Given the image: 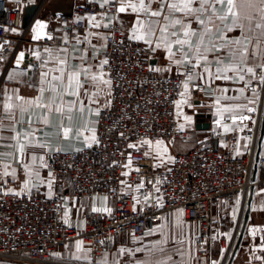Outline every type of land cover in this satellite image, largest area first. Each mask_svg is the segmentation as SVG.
<instances>
[{"label":"built area","instance_id":"2783aa9c","mask_svg":"<svg viewBox=\"0 0 264 264\" xmlns=\"http://www.w3.org/2000/svg\"><path fill=\"white\" fill-rule=\"evenodd\" d=\"M48 1L38 2L32 20L13 48V36L22 28L23 9L0 0V81L13 60L12 48L24 42L30 29H36L41 42L49 44L53 23L62 25L68 38H75L86 29L87 17L117 12L116 0L107 4L74 0L70 15L50 13L40 20L45 27L38 28L33 19L41 16ZM105 38L102 60L109 63L103 72L111 85L108 100L98 109L96 141L80 150L52 153V169L56 178L71 189L69 195L10 191L0 184V260L11 264H69L54 257L70 240L81 236L90 264H97L112 247L115 236H142L174 209L182 210L184 219L196 224L193 246L198 255L210 258L222 245L224 230L231 223L235 226L232 208L237 197L244 207L248 195L260 183L256 175L264 166V155L258 152L264 116L261 104L251 107L252 112L236 116L235 122L241 125L229 131L222 128L227 121L212 120L201 142L174 153L167 166L156 167L152 147L141 144L142 140L186 141L190 136L180 128L177 116L186 80L181 73L187 68L157 75L153 50L130 39L115 21L108 24ZM256 72L258 76L264 74L260 69ZM202 89L200 84L194 87L195 91ZM260 91L264 101V83ZM241 116L249 119L241 120ZM229 122L234 121L230 118ZM241 136L245 145L243 154L238 155ZM141 184L143 187H139ZM67 196L74 200L106 198L113 205L110 212L91 208L86 215L87 228L81 232L65 223L63 202ZM230 258L229 250L220 264H228Z\"/></svg>","mask_w":264,"mask_h":264},{"label":"crops","instance_id":"0c3cea01","mask_svg":"<svg viewBox=\"0 0 264 264\" xmlns=\"http://www.w3.org/2000/svg\"><path fill=\"white\" fill-rule=\"evenodd\" d=\"M13 5H19L24 10L27 4L38 2L39 0H8ZM82 2H104V0H81ZM117 1V8L119 7V0ZM152 9H158L160 7V0H152ZM167 14V9H165ZM50 14L49 11L44 10L38 18L33 19L34 22H40L44 17ZM222 14V10L220 13ZM212 13L209 11L201 16L202 19L207 21L208 16ZM173 18H184L181 13L172 14ZM86 18L87 27L85 30L75 38H68L63 30V26L60 24L53 23V39L49 44L41 42L40 39H33L36 35V29H30L25 36L24 42L16 48V38L21 36L23 28L18 29L12 40V54L13 60L10 65L6 68L4 75L0 81V184L5 186L10 191H25L32 194H52L54 192H62L69 195L71 189L65 182H60L52 169V153L55 151H73L80 150L93 143L90 137L94 134L92 129H95L97 120V111L103 106L108 100L109 88L108 85H100L102 91L99 92L95 97L92 96L93 92L97 89L86 85L88 95H84L85 89H81L80 99L83 100L85 109L83 112L79 110V104L76 105L72 116L73 120L71 123L72 132L70 138H63L62 131L59 127L61 121L65 127L69 126L67 114L61 117L54 111L49 114L50 123L45 125L40 122L39 118L43 115L44 110L29 107L25 105L27 109L23 114L18 109H13L12 113H9L4 109L5 103L19 104L20 101L16 100V96H22L26 99H33L39 96L40 89L42 87L47 88L48 84L43 81L41 73L54 69L55 63L50 59L49 54L45 52V49H52L54 54L63 56L62 49H67V57L69 67L76 65L79 67H89L92 72L98 73L101 71L99 64L103 58V48L105 46V38L107 26L111 21H115L119 24L122 30L128 37L133 34V28L136 24L137 19H158L147 17L143 13H133L130 9L124 13L116 12L115 14H105L94 17ZM214 24L209 25L213 28V32L210 38L219 43V35L224 34L226 38H240L241 31L238 28L233 29L231 32H225L227 26L232 23L231 17L225 21H220L213 17ZM260 22L259 16L257 15L251 25V30L245 29V34L251 40L248 44L249 52L251 53L247 57V66L254 67L256 71L260 69L257 67L261 63H264V36L261 35V29L255 28V23ZM161 23L163 21L161 20ZM95 24H99V27H95ZM191 27L196 29L197 32L202 31V27L193 20ZM180 32V27L175 26L170 29ZM159 33H157V36ZM174 39V38H173ZM134 40V39H133ZM155 40V37H153ZM142 44L147 45L143 40H135ZM196 42V38H193V43ZM149 46V45H148ZM154 47V46H153ZM174 46V50H175ZM187 51V48L184 49ZM23 52L24 58L17 64V58L19 54ZM39 53L40 58L38 59L34 53ZM154 56V68L157 75L163 76L168 74H174L181 70L184 66L177 68L168 58L164 48H156L153 50ZM85 59L82 61L81 56ZM222 55L225 63H228L231 57L223 53H217ZM177 58H180L179 55ZM209 59H212L211 54ZM49 61L47 65L43 64V61ZM3 62V61H2ZM5 63V61H4ZM213 70L215 64L211 65ZM156 69H161L157 71ZM170 69V70H163ZM197 69L196 71H201ZM261 70V69H260ZM58 72H50L51 75H58ZM231 75V73L229 74ZM9 76L12 78L9 79ZM83 79V77H82ZM55 83V82H53ZM196 84L203 86L201 91H195L194 87ZM261 85L259 76L253 78L249 74H245V80L235 82L233 80H215V79H204L200 80L196 77L189 82V88L185 95H181L179 98V105L177 110L178 123L181 129L188 132L189 135L192 133L195 135L194 143H184L183 148L187 150L195 146L199 141L201 142L209 133L210 128L200 129L197 127V116L198 114L209 115L208 122L211 125L212 120H225L229 129H235L241 125L239 122H229L232 116L243 115L247 112L248 107H254L258 104L263 105L261 95ZM243 88L244 91L241 94L238 90ZM222 89H228V91L222 92ZM255 90V94L254 91ZM184 92V89H183ZM182 92V93H183ZM52 93L45 92L44 96L47 97ZM11 96L12 100L9 101L8 97ZM220 99V104L216 103L217 99ZM75 97L65 95L64 101L73 100ZM95 102H92V101ZM249 100L254 103H249ZM59 102V101H57ZM226 105H236L240 107L233 113H223V119L217 113V108H223ZM91 109V112L88 111ZM14 117V119H13ZM31 118L32 123L29 124L28 120ZM188 118V119H186ZM263 119L261 123L262 129ZM224 125L222 128H224ZM77 131L82 132V135L77 136ZM59 133V134H58ZM18 136L17 139L13 137ZM26 134L27 135L26 138ZM88 137L89 139H85ZM30 142V144H29ZM25 143L29 145L25 148V152L21 154L18 150L17 144ZM43 144L44 147H40ZM245 145V139L243 136L239 139V145L237 153L238 155L243 154ZM182 150V151H184ZM258 152L264 155V128L263 133H260L258 141ZM36 159H33V157ZM43 156V160L40 157ZM7 166V167H6ZM7 171L8 175H5ZM39 173L37 176L36 173ZM257 179L260 181L258 184L260 187L257 190H253L252 198L249 205L248 220L244 229V238L248 235L250 228L255 227V224H250L255 220L256 214H264V166L257 172ZM49 184L51 186H49ZM256 188V187H255ZM248 198L246 200V211L248 208ZM113 202L111 199L105 198H94L89 200L82 198L74 200L67 196L63 202V217L64 220L68 221V225L73 226L84 232L87 228L86 215L91 208H96L98 211H106L105 209H111ZM240 198L237 197L236 202L232 208V220L239 215L241 209ZM245 211V212H246ZM181 215L180 209L171 210L168 217L162 221L156 223L150 230L144 235L134 237L128 233L117 235L114 237L112 247L105 252L101 259L107 257V264H138V262H147V264H220L223 257V248L219 245L214 254L208 258L197 254L196 249L193 246L192 239L196 233V224L184 225L179 219ZM245 217V216H244ZM188 223V222H187ZM163 225L162 228H158V225ZM247 229V230H246ZM257 231H264V225L256 226ZM231 229L224 230V239H229ZM229 234V235H227ZM261 240V238H260ZM77 241H82V247L80 250L77 249ZM157 241H164L157 244ZM254 246L252 241L241 243L238 254L246 253L247 256L243 260H238L237 263L233 262L230 264H264V245L263 242H256ZM223 245V244H222ZM121 248L132 250V253L121 255L119 250ZM140 248L142 251L135 252V249ZM251 251H254L250 253ZM249 252V253H248ZM77 257H80L77 259ZM56 260L69 263V264H90L87 247L83 238L76 237L69 241L67 246L54 257ZM100 259V260H101ZM99 260V261H100ZM229 263V262H228ZM0 264H11L8 261L0 260Z\"/></svg>","mask_w":264,"mask_h":264},{"label":"snow or ice","instance_id":"6c2138e0","mask_svg":"<svg viewBox=\"0 0 264 264\" xmlns=\"http://www.w3.org/2000/svg\"><path fill=\"white\" fill-rule=\"evenodd\" d=\"M107 3H109V0H104V4ZM151 5L152 0H119V7L117 8V11L124 13L130 9L133 13H143L147 17L158 18L148 20L138 18L130 39L143 40L147 45H149L151 50L161 47L164 48L167 58L175 64L177 68H180L181 66H185L187 68L186 73H181L182 75H186V80L183 83L184 92L181 93L182 96L187 93L189 82H191L194 77L200 80L207 78L209 80H233L235 82L244 81L245 74H249L253 78L257 77L258 74L256 69L254 67L247 66V57L251 54L248 49V44L251 43V40L245 34V29L247 28L249 31L251 30V25L258 15L260 22L255 23V28L261 29V35L264 36V0H160V7L158 9H152ZM101 6L103 7V4ZM165 9H167V14L165 13ZM221 10L222 14H218ZM209 11H211L212 15L208 16L207 21L202 19L201 16ZM174 13H181L184 18H173L172 14ZM213 17L222 22L231 17L232 23L230 26L226 27L225 32H231L233 29L238 28L241 31V37L232 39L226 38L224 34H220L219 43L210 38L206 42V38L210 37L213 32V28L209 27V25L214 24ZM92 19L94 20L95 18L93 17ZM161 20L163 23H161ZM193 20H195V22L202 27L201 32L198 33L196 29L191 27ZM94 26L99 27L100 25L95 24ZM175 26L180 27V32L175 30L170 31V29ZM37 27L43 28L45 25L37 22ZM157 33H159L158 36ZM153 37H155V40H153ZM100 38L106 39L104 37ZM193 38H196L195 43H193ZM33 39H40V34L37 33ZM48 39H52V37L49 36ZM174 46H176L175 50ZM185 48H187V51L184 50ZM61 51L64 53L63 56L54 54L52 49H45V52L49 54L50 59L56 65L54 69H49L48 71L41 73L43 81H46L48 84L47 88L42 87L40 89L41 94L33 99L16 96V100L20 101V103L15 105L12 103H5L4 109L9 113H12L15 108L18 109L21 114L27 110L25 105L43 109L44 113L39 120L45 125L51 122L49 114L53 111L61 117H64L65 114H67L69 126L65 127L63 125V121H61L59 127L62 131L63 138L68 139L70 138V133L72 132V113L76 108V105L79 104V110L81 112L85 109L84 102L80 99L81 89H85L84 95H88L86 85L96 88L97 91L92 93V96L95 97L100 91H102L100 85H111V80L106 79V74L103 72L104 65L109 63L107 59L100 62L99 68L101 71L95 73L92 72L89 67H79L76 65L69 67L67 49H62ZM217 53H223L231 57L230 61L225 63L223 56L217 55ZM34 54L38 59L40 58V54L38 52ZM210 54L212 56L211 60L209 59ZM178 55L180 58H177ZM23 58L24 53L21 52L17 58L18 65ZM80 59L83 61L85 57L82 55ZM48 63L49 61L47 60L43 61L44 65H47ZM212 64H215L214 70L211 66ZM257 67L264 72V63H261ZM201 68V71H196ZM156 70L160 71L161 69ZM163 70L167 71L170 69ZM50 72H58L59 74L51 75L49 79ZM230 73L231 75H229ZM11 78L12 77L9 76V79ZM259 80L261 83H264V74L259 75ZM46 91L52 93V95L45 97L44 93ZM221 91L226 93L228 89H222ZM238 91L242 94L244 89L241 88ZM253 91L255 94V90ZM65 95L75 97V99L65 102ZM8 100L11 101L12 97L9 96ZM92 102L95 101L93 100ZM216 103L218 105L220 104L219 98L216 100ZM249 103H254V101L249 100ZM239 107V105H236L235 108L230 105H226L223 108L218 107L217 113L221 116V119H223V113H233ZM88 111L91 112V109H88ZM247 111L252 112L254 109L248 107ZM96 114H99L98 111ZM231 118L234 122L237 119L236 116H232ZM239 119L244 120L249 119V117L241 116ZM28 123H32L31 118H29ZM217 123L219 124L220 122L217 121ZM224 130L229 131L227 125H224ZM91 131L94 133V129ZM27 135L30 134H26V138ZM80 135H82V132L77 131V136ZM18 136L19 134L16 137H13V139L18 140ZM85 139L87 140L89 138L85 137ZM90 139L95 142L96 136L93 134ZM141 144L148 145L149 148H151L153 142L151 140L144 139L141 141ZM155 144L157 148V156H161L167 152L166 148L161 147L163 144L162 141L158 140ZM27 146L29 145H26L25 143L17 144L18 150L21 154L25 152V148ZM40 147H44V145L41 144ZM129 147L136 146L129 145ZM144 155L147 156L149 153L145 152ZM33 159H36V157L34 156ZM40 159L43 160V156H41ZM130 164L131 159H129V165ZM127 166L128 165H126V167ZM127 174L128 173H124V175ZM5 175H8L7 171L5 172ZM36 175L38 176L39 173L37 172ZM49 186L51 185L49 184ZM139 187H143V184L139 185ZM157 191H159V189H157ZM97 210L98 209L93 208V211ZM105 210L109 212L111 211V209ZM65 223H68V221L65 220ZM157 227L162 228L163 225L161 224ZM162 242L164 241H157L156 243L160 244ZM101 243H103V241H101ZM82 244V241H77L76 247L78 250L81 249ZM88 251L91 250L88 249ZM140 251H142V249H135V252ZM119 252L123 255L132 253V250L121 248ZM79 258L80 257H77V259ZM97 264H107V257L105 256L103 259L98 261ZM138 264H147V262H138Z\"/></svg>","mask_w":264,"mask_h":264},{"label":"rangeland","instance_id":"374dc122","mask_svg":"<svg viewBox=\"0 0 264 264\" xmlns=\"http://www.w3.org/2000/svg\"><path fill=\"white\" fill-rule=\"evenodd\" d=\"M195 138H196L195 135L192 133L189 136L188 140H186V141H182L180 139H175V140H172L171 142H163L161 147L166 148L167 152L162 154L161 156H157L156 144L153 143L152 144V156H151V158H152V161L154 162V165L156 167L167 166L169 164L173 154L178 152V151L184 150V148H183L184 143H186V144L187 143H194ZM259 187L260 186L257 185L255 190H257ZM245 206L246 205H244V207H242L240 209L239 215L235 218V221H236L235 226L233 227L234 223H231L230 227L228 228V229H231V231H232L230 236H229V239L227 240L226 238L224 239V237H222V239L220 240V242L223 244V245H221V247L224 250L223 255L227 256V254L229 253V250H230L231 258L229 260H232L233 262H236V263L238 260L241 261V260H243L244 257L247 256L246 253H240L239 252V254H238V249H239L241 243L252 241L254 243V246H256L257 245L256 242L260 241V244L263 242V245H264V231L259 232V231H257L258 229H256V226L264 225V214L263 215H261V214L257 215L256 214V216L254 217L255 220L250 223V224H255L256 226L252 227V228H250V230L246 231V232H249L248 235L246 236L245 239H243L244 236H242V239L240 241V245H239L238 249L234 252L235 246L237 245V241H238L239 236L241 234V230H242L243 223H244V216L246 213L245 212L246 211ZM179 219L181 220L182 224H184V225L192 224V222L187 223V221L184 219L183 212L181 213ZM227 235H229V234H227ZM243 235H244V233H243ZM260 238H261V240H260ZM229 244L231 245V247ZM229 247H230V249H229ZM252 252H254V251L250 250V253H252ZM235 253H237V254L234 255Z\"/></svg>","mask_w":264,"mask_h":264},{"label":"water","instance_id":"95a60500","mask_svg":"<svg viewBox=\"0 0 264 264\" xmlns=\"http://www.w3.org/2000/svg\"><path fill=\"white\" fill-rule=\"evenodd\" d=\"M40 1V0H39ZM38 1V2H39ZM74 0H49L47 4L45 5V10L49 11L52 14L59 13L61 15H70L71 14V6L73 5ZM38 2L32 3V4H27L23 10V17H22V27H26L30 21L32 20L36 9L38 7ZM152 63H154V60H152ZM209 115H204V114H198L197 116V127L200 129H208L210 127V124L208 122ZM262 129H261V134L263 133V128H264V116H263V124H262ZM252 193L253 190L249 194V199H248V208L245 213L244 217V223L243 227L241 230V234L239 236V239L237 241V245L235 246L234 252L238 249L240 245V241L242 239L244 229L248 220V215H249V205L250 201L252 198ZM232 260H229V263H231Z\"/></svg>","mask_w":264,"mask_h":264}]
</instances>
